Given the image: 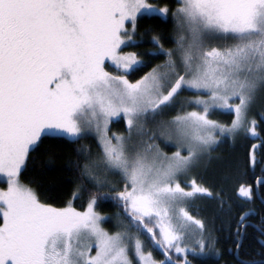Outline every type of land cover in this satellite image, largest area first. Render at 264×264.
<instances>
[{
	"label": "snow or ice",
	"instance_id": "obj_1",
	"mask_svg": "<svg viewBox=\"0 0 264 264\" xmlns=\"http://www.w3.org/2000/svg\"><path fill=\"white\" fill-rule=\"evenodd\" d=\"M170 12L175 47L153 34L155 46L143 53L122 50L144 42L133 35L138 17L167 22ZM161 55L166 59L130 79ZM185 90L207 95L184 98L196 105L185 111ZM261 91L264 0H177L174 10L148 0H0V182L6 183L0 187V264H134L133 257L136 264H193L190 254L219 259L211 223L189 210L201 199L215 201L226 219L234 240L228 252L238 264H264V211L255 204H264V168L255 188L239 182L238 162L223 176L238 183L218 191L194 174L220 142L217 132L260 137L248 114ZM178 103L182 110L159 120L157 131L145 127ZM214 111L234 118L221 123L210 118ZM120 119L126 133L111 130ZM88 136L96 138L95 154L79 143ZM158 136L175 138L176 151H163ZM45 140L76 146V158L68 161L77 181L72 197L86 190V206L48 203L35 182L22 177ZM256 148L248 154L253 170ZM40 163L52 168L54 157ZM234 198L243 208L238 214ZM98 199L122 209L126 219L118 220L117 231L103 227L110 217L97 211ZM256 215L259 221L250 219ZM250 228L259 244L252 250L243 247Z\"/></svg>",
	"mask_w": 264,
	"mask_h": 264
},
{
	"label": "trees",
	"instance_id": "obj_2",
	"mask_svg": "<svg viewBox=\"0 0 264 264\" xmlns=\"http://www.w3.org/2000/svg\"><path fill=\"white\" fill-rule=\"evenodd\" d=\"M153 4H163L167 3L170 5L172 10L175 9L177 0H150ZM130 28V23L128 24ZM160 35L161 41L166 48L175 47L174 36L177 34L176 22L169 13V19L167 22L161 21L157 17H138L137 19V32L133 35L136 39L143 37L144 42L141 44L134 45L129 48H123V51H138L143 53L146 49L154 47L155 45L151 43L150 37L153 35ZM166 59L165 56H156L152 59L147 67L143 68L140 72L135 73L130 76V79H137L144 72L148 71L154 64L159 63ZM106 66H108L106 64ZM109 71H115L114 68L108 67ZM185 94L195 95L193 91L185 90L180 93V97ZM254 119L256 121L257 131L260 133V137L252 138L245 133H240L235 137H227L225 140L220 142L216 150L212 153L211 161L203 163V165L197 169V172L203 177L201 183L206 186L213 187L214 190H219L221 184L234 185L238 183L235 180L225 181L223 176L226 172H230L231 169L229 165L233 162H238L241 172L244 174L243 179L239 182L252 184L255 188V178L261 175V169L264 168V163L260 160L264 157V91H261L257 95V99L254 104ZM181 104H176L173 108L166 111L164 114L167 116H175L179 111H181ZM211 118L220 121L221 123L230 124L231 120L234 118V113L224 112V111H214L211 113ZM156 121V120H155ZM154 121V122H155ZM157 124L149 123L146 121V128L153 131L156 130ZM111 130L114 132L126 133V122L124 119L118 121H113L111 124ZM159 144L164 148V150H171L173 147L166 142L165 139L158 140ZM80 144H86L90 146L93 153L99 151L96 138L94 136L85 137L84 140L79 142ZM253 144L257 145L256 156L257 164L255 169L248 163V154L251 150ZM76 146L71 144L60 143L55 140H45L40 146V149L36 155L38 156V161L31 165L28 170L22 173V177L27 182H35L34 186L40 191L41 198L48 203L55 204L56 206H64L66 202L72 200L73 204L77 208H82L86 206L88 192L85 190L80 198L74 199L72 197L73 191L76 187L77 181L74 179L73 172L68 166V161L76 158ZM49 156L54 157V167L48 168L40 163V161L46 160ZM114 180L120 182L119 175H115ZM2 180V177H0ZM0 187H6V183L0 182ZM89 187H91L89 185ZM116 189H101L98 191H115ZM229 191H233L232 187H229ZM261 191H264V186H262ZM197 209H190L193 215H197L200 218H205L206 221L211 223L214 229V234L218 238L216 247L221 249L222 255L219 259L207 258V259H193V264H238L235 257L228 252L230 245L234 246V240L229 237V230L227 227L226 219H222L220 215L216 213V202L213 200L204 199L203 202L196 203ZM256 206L264 211V204H261L260 200L255 201ZM234 211L238 214L243 211L242 207H239L236 203V199H233ZM97 211L104 214L109 219L103 221V225L110 231L114 232L119 229L118 220L124 218L122 216V209L111 200H99L97 204ZM117 213H121L120 216ZM126 219V218H124ZM251 220L259 221V215L251 216ZM249 234L243 242V247L245 249H255L259 247L256 241V233L250 228L248 230ZM154 253L158 256V259H163V254L152 249ZM177 260H182L180 256L175 257Z\"/></svg>",
	"mask_w": 264,
	"mask_h": 264
},
{
	"label": "rangeland",
	"instance_id": "obj_3",
	"mask_svg": "<svg viewBox=\"0 0 264 264\" xmlns=\"http://www.w3.org/2000/svg\"><path fill=\"white\" fill-rule=\"evenodd\" d=\"M148 2L149 3H151V1L150 0H148ZM153 4V3H152ZM189 91H191V90H189ZM193 92H195L196 94L195 95H191V94H185V95H183L182 97H181V100L183 101V103L185 104V107L183 108V110H185V111H190L192 108H195L196 107V105L195 104H189L188 103V101L187 100H185L184 98H190V97H193V96H198V95H207V93L206 92H197V91H193ZM257 99V98H256ZM233 103H235V102H238V101H232ZM255 104V103H254ZM254 104L252 105V107H251V110H250V112H249V114H248V118H249V121H251L252 119H254V111H255V109H254ZM171 118V116H166L165 114H163L162 116H158L157 118H156V121L155 120H153V119H151V118H149L148 119V122L150 123H154V124H158V121L159 120H168V119H170ZM211 118V117H210ZM155 121V122H154ZM249 126H251V125H249ZM145 127H146V122H145ZM158 129H157V126H156V130L155 131H157ZM218 136H220V142H222L223 140H225L227 137H229V138H231L232 136H229V135H227V134H225V135H223V136H221L220 135V133L219 132H217L216 133ZM161 139H164V138H162V137H157V143L159 144V142H158V140H161ZM220 142L217 144V145H214L213 147H212V150H211V152L208 154V156H206L203 160H202V162H201V164H200V167L203 165V163H207V162H210L211 161V156H212V153L216 150V148H217V146L220 144ZM172 147H173V149H171V150H164V148L160 145V147H161V149H163V151H165V152H167V153H169V154H171L172 152H174V151H176V146H175V138L173 139V141H171V142H168ZM184 154L186 155L187 153L186 152H184ZM199 167V168H200ZM198 168V169H199ZM197 172V169L196 170H194V174ZM204 201V199H201V200H197L196 201V203H201V202H203ZM190 210V209H189ZM191 211V210H190ZM0 222H2V220H0ZM103 227L105 228V229H107L104 225H103ZM108 230V229H107ZM147 250V249H146ZM152 250V249H151ZM95 251V249H93V252ZM153 251V250H152ZM153 255H154V257L156 258V259H158V255L156 254V253H154V251H153ZM190 255H192V254H190ZM194 256H197V255H194ZM180 257H182V256H180ZM183 258V257H182ZM190 258V257H189ZM199 258H202V257H200L199 256ZM204 259V258H203ZM158 260H160V259H158ZM133 261H134V264H136V259H135V257H133Z\"/></svg>",
	"mask_w": 264,
	"mask_h": 264
},
{
	"label": "flooded vegetation",
	"instance_id": "obj_4",
	"mask_svg": "<svg viewBox=\"0 0 264 264\" xmlns=\"http://www.w3.org/2000/svg\"><path fill=\"white\" fill-rule=\"evenodd\" d=\"M192 258L193 259H195V258H197V259H200V260H202L203 258H199V256H194V255H192ZM210 258V257H209ZM212 258V257H211Z\"/></svg>",
	"mask_w": 264,
	"mask_h": 264
},
{
	"label": "bare ground",
	"instance_id": "obj_5",
	"mask_svg": "<svg viewBox=\"0 0 264 264\" xmlns=\"http://www.w3.org/2000/svg\"><path fill=\"white\" fill-rule=\"evenodd\" d=\"M172 117V116H171Z\"/></svg>",
	"mask_w": 264,
	"mask_h": 264
}]
</instances>
